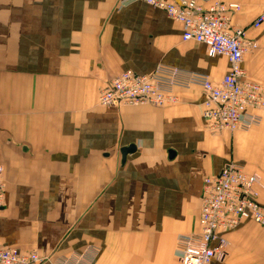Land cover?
Here are the masks:
<instances>
[{"label":"crops","instance_id":"obj_1","mask_svg":"<svg viewBox=\"0 0 264 264\" xmlns=\"http://www.w3.org/2000/svg\"><path fill=\"white\" fill-rule=\"evenodd\" d=\"M222 1L241 6L232 24L259 45L243 67L264 89V26L252 27L264 0ZM182 35L139 0H0V247L44 264H182L179 237L200 231L203 181L231 163L261 175L264 205V111L249 131L214 133L198 86L174 88L166 106L99 104L128 70L222 80L227 58ZM225 237L228 254L212 264H264V228L246 221Z\"/></svg>","mask_w":264,"mask_h":264},{"label":"built area","instance_id":"obj_2","mask_svg":"<svg viewBox=\"0 0 264 264\" xmlns=\"http://www.w3.org/2000/svg\"><path fill=\"white\" fill-rule=\"evenodd\" d=\"M159 8L183 26L184 41L207 46L211 57L223 56L230 63L229 72L219 82L202 73H190L183 80L177 68L160 67L150 75L131 70L110 80L99 92V104L119 106L175 104L176 87L198 86L206 95L203 118L214 133L249 131L262 124L264 89L248 79L243 67L245 56L259 48L249 39L247 30L232 24L240 12L237 3L222 0H139ZM201 1H208L206 5ZM264 26V12L253 22L254 29ZM263 188L258 173H248L231 163L216 175L206 177L202 188L200 231L179 237L182 264H212L228 254L225 234L251 221L264 228V205L259 201ZM5 205V167L0 164V210ZM38 252H21L0 247V264H44Z\"/></svg>","mask_w":264,"mask_h":264},{"label":"water","instance_id":"obj_3","mask_svg":"<svg viewBox=\"0 0 264 264\" xmlns=\"http://www.w3.org/2000/svg\"><path fill=\"white\" fill-rule=\"evenodd\" d=\"M135 151L134 147H129V148H125L122 150V155H123V160L125 161L126 157L128 156V154H131Z\"/></svg>","mask_w":264,"mask_h":264},{"label":"rangeland","instance_id":"obj_4","mask_svg":"<svg viewBox=\"0 0 264 264\" xmlns=\"http://www.w3.org/2000/svg\"><path fill=\"white\" fill-rule=\"evenodd\" d=\"M259 174V173H258Z\"/></svg>","mask_w":264,"mask_h":264}]
</instances>
